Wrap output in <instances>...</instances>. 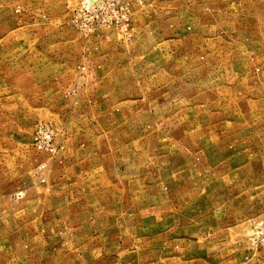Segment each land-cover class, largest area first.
I'll list each match as a JSON object with an SVG mask.
<instances>
[{
    "label": "rangeland",
    "instance_id": "374dc122",
    "mask_svg": "<svg viewBox=\"0 0 264 264\" xmlns=\"http://www.w3.org/2000/svg\"><path fill=\"white\" fill-rule=\"evenodd\" d=\"M0 264H264V0H0Z\"/></svg>",
    "mask_w": 264,
    "mask_h": 264
},
{
    "label": "built area",
    "instance_id": "2783aa9c",
    "mask_svg": "<svg viewBox=\"0 0 264 264\" xmlns=\"http://www.w3.org/2000/svg\"><path fill=\"white\" fill-rule=\"evenodd\" d=\"M52 145V133L48 127H42L39 138V146L42 148L44 146L50 147Z\"/></svg>",
    "mask_w": 264,
    "mask_h": 264
}]
</instances>
